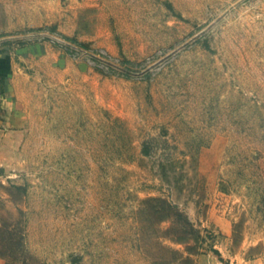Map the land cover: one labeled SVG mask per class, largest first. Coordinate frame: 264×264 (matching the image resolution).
Listing matches in <instances>:
<instances>
[{
  "label": "rangeland",
  "instance_id": "374dc122",
  "mask_svg": "<svg viewBox=\"0 0 264 264\" xmlns=\"http://www.w3.org/2000/svg\"><path fill=\"white\" fill-rule=\"evenodd\" d=\"M0 51L36 57L0 264H178L156 197L206 236L196 264H264V0H0Z\"/></svg>",
  "mask_w": 264,
  "mask_h": 264
},
{
  "label": "crops",
  "instance_id": "0c3cea01",
  "mask_svg": "<svg viewBox=\"0 0 264 264\" xmlns=\"http://www.w3.org/2000/svg\"><path fill=\"white\" fill-rule=\"evenodd\" d=\"M20 51L31 50L26 48ZM19 56L17 62L15 55H11L10 52H0V166L4 168L11 166L13 148L19 147L17 135L20 136L22 132L21 126L17 123L22 120L19 98L31 78L27 69L36 63V57L34 62H31L26 56ZM25 57L28 65L21 62L25 61Z\"/></svg>",
  "mask_w": 264,
  "mask_h": 264
},
{
  "label": "trees",
  "instance_id": "16d2710c",
  "mask_svg": "<svg viewBox=\"0 0 264 264\" xmlns=\"http://www.w3.org/2000/svg\"><path fill=\"white\" fill-rule=\"evenodd\" d=\"M2 52V51H0ZM147 208H143L141 212H145L148 215L155 218L158 222H164L173 220L177 225V237L176 241L186 246V253H180L177 250L172 252L178 255V264H196L195 256L201 254L200 248L206 241V236L195 227L188 216L175 208L167 199L156 197L148 198L144 201ZM222 260L220 251L218 249H211Z\"/></svg>",
  "mask_w": 264,
  "mask_h": 264
},
{
  "label": "built area",
  "instance_id": "2783aa9c",
  "mask_svg": "<svg viewBox=\"0 0 264 264\" xmlns=\"http://www.w3.org/2000/svg\"><path fill=\"white\" fill-rule=\"evenodd\" d=\"M112 59H113V62L120 61L119 58H115L111 56L110 54H108L106 51L100 50L95 54H91L90 57H88V62L90 61V63L94 65H98L99 67L104 66L106 67V69H109L112 66L111 64H114L112 62Z\"/></svg>",
  "mask_w": 264,
  "mask_h": 264
}]
</instances>
